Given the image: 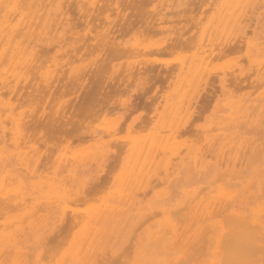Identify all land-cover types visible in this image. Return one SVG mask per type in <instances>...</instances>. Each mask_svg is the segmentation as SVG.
<instances>
[{
  "label": "bare ground",
  "instance_id": "1",
  "mask_svg": "<svg viewBox=\"0 0 264 264\" xmlns=\"http://www.w3.org/2000/svg\"><path fill=\"white\" fill-rule=\"evenodd\" d=\"M0 264H264V0H0Z\"/></svg>",
  "mask_w": 264,
  "mask_h": 264
},
{
  "label": "rangeland",
  "instance_id": "2",
  "mask_svg": "<svg viewBox=\"0 0 264 264\" xmlns=\"http://www.w3.org/2000/svg\"><path fill=\"white\" fill-rule=\"evenodd\" d=\"M171 57H173V56H171ZM163 59H168V56H166V57H161V60H163ZM221 61H223V59L220 60L219 62L221 63ZM157 86H158V85H157ZM157 89H159V87H158ZM137 96H138V95L136 94V97H137ZM134 97H135V96H133V98H134ZM133 98H132V100H134V101L137 100L136 98H134V99H133ZM135 99H136V100H135ZM134 101H133V102H134ZM136 102H137V101H136ZM135 112H136V111H135ZM135 112L133 113V115H131V117H130L131 119H132V118H134V119L138 118L139 116H141V115L143 114L144 111H137L136 113H135ZM104 170H106V168H104ZM43 173H44L45 175H44ZM43 173H42L41 176H37V177L40 178V179H42V178L45 179L46 182L49 183V184H51V183L54 184V183H55V181H54V182H51V180H52V173H51V171H50V172H48V171H44ZM47 173H48V174H47ZM104 173H105V172L101 173V176H104V175H103ZM45 176H47V177H45ZM62 177H63V176H61V177H59V178H62ZM46 178H47V179H46ZM48 178H49V179H48ZM43 179H42V180H43ZM48 180H49V181H48ZM70 181H74V180L71 178ZM52 184H51V185H52ZM54 185L58 186L56 183H55ZM68 188H69V187H66V188H64V189L60 188V191H61V189H62L61 194L64 195L66 201H67L68 203H70V204H73L72 202L75 203V199H76L77 196L80 195V194H77V192L73 191L71 188H69V189H68ZM66 190H67L68 192H67ZM64 191H65L66 193H65ZM66 194H67V195H66ZM65 195H66V196H65ZM78 197L80 198V196H78ZM74 198H75V199H74ZM79 198H78V199H79ZM78 199H77V200H78ZM72 200H73V201H72ZM77 200H76V202H77ZM66 201H65V202H66ZM69 201H70V202H69ZM56 203H57V201H54V204H53V205L55 206ZM67 211L70 212L69 210H67ZM67 214H68V213H67ZM60 225H61V224H60ZM60 225H59V226H60Z\"/></svg>",
  "mask_w": 264,
  "mask_h": 264
}]
</instances>
